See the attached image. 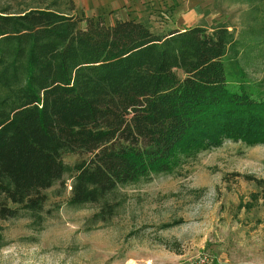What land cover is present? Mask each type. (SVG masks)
Wrapping results in <instances>:
<instances>
[{
    "label": "trees",
    "instance_id": "trees-1",
    "mask_svg": "<svg viewBox=\"0 0 264 264\" xmlns=\"http://www.w3.org/2000/svg\"><path fill=\"white\" fill-rule=\"evenodd\" d=\"M73 13L0 0V220L40 213L66 175L68 204L96 205L103 220L119 187L225 141L264 144V90L229 82L224 58L243 42L227 25L154 32ZM247 35L264 41V23Z\"/></svg>",
    "mask_w": 264,
    "mask_h": 264
},
{
    "label": "rangeland",
    "instance_id": "rangeland-1",
    "mask_svg": "<svg viewBox=\"0 0 264 264\" xmlns=\"http://www.w3.org/2000/svg\"><path fill=\"white\" fill-rule=\"evenodd\" d=\"M99 1L57 0L61 11L107 25L147 21L154 32L225 24L243 42L224 58L229 82L264 90V41L247 35L261 29L262 5L256 12L244 0H134L101 11ZM79 159L63 157L69 166ZM71 182L66 175L44 191L37 215L20 208L0 220V264H264V144L225 141L172 173L119 187L103 220L94 221L96 205L68 204Z\"/></svg>",
    "mask_w": 264,
    "mask_h": 264
},
{
    "label": "crops",
    "instance_id": "crops-1",
    "mask_svg": "<svg viewBox=\"0 0 264 264\" xmlns=\"http://www.w3.org/2000/svg\"><path fill=\"white\" fill-rule=\"evenodd\" d=\"M97 1H99V0H97ZM100 1H102V0H100ZM100 1H99V3H102V5L98 4L97 7H98V9H101V11H102V9L104 7H107L108 5H115V4H117L119 7H122V6L125 5V3L126 4L127 3H131L134 0H128V1H126V0H104L105 2H100ZM109 25H111V24H109Z\"/></svg>",
    "mask_w": 264,
    "mask_h": 264
}]
</instances>
